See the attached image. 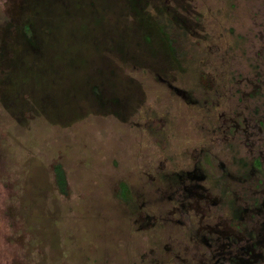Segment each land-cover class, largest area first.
Here are the masks:
<instances>
[{
	"label": "rangeland",
	"instance_id": "374dc122",
	"mask_svg": "<svg viewBox=\"0 0 264 264\" xmlns=\"http://www.w3.org/2000/svg\"><path fill=\"white\" fill-rule=\"evenodd\" d=\"M263 70L264 0H0V264H197L169 196L251 162L212 121Z\"/></svg>",
	"mask_w": 264,
	"mask_h": 264
},
{
	"label": "flooded vegetation",
	"instance_id": "af4514ba",
	"mask_svg": "<svg viewBox=\"0 0 264 264\" xmlns=\"http://www.w3.org/2000/svg\"><path fill=\"white\" fill-rule=\"evenodd\" d=\"M260 75L241 80L246 87L239 90L238 104L220 112L218 122L212 121L217 140L223 142L232 136L248 149L251 162L245 170L239 176L222 171L216 178L222 187L218 195L202 184L211 175H198L200 164L196 161L192 170L178 176L180 185L169 196L177 203L173 211L184 220L192 217V211L202 212L200 226L191 237L198 243L197 264H264V70ZM175 90L184 93L178 87ZM216 159L213 153L205 156L208 162ZM227 176L238 179L242 188L233 189L226 182Z\"/></svg>",
	"mask_w": 264,
	"mask_h": 264
},
{
	"label": "trees",
	"instance_id": "16d2710c",
	"mask_svg": "<svg viewBox=\"0 0 264 264\" xmlns=\"http://www.w3.org/2000/svg\"><path fill=\"white\" fill-rule=\"evenodd\" d=\"M25 30L27 31L28 34L30 32H32L30 25H26ZM40 39H41V37H40ZM46 39H47V37H45V38L42 37V40L36 41V42L38 43L39 46H41V43H45ZM32 40H33V38H32ZM33 43H35V40H33ZM56 170H57V174H58L57 179H58L59 187H60L62 192L67 193L68 181L66 178V174H65L62 166H60V165H58L56 167Z\"/></svg>",
	"mask_w": 264,
	"mask_h": 264
}]
</instances>
